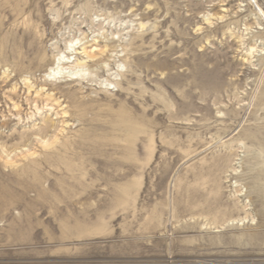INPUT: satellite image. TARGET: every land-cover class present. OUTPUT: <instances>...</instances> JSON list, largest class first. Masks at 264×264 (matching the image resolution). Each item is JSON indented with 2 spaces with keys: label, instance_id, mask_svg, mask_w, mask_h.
Returning <instances> with one entry per match:
<instances>
[{
  "label": "rangeland",
  "instance_id": "374dc122",
  "mask_svg": "<svg viewBox=\"0 0 264 264\" xmlns=\"http://www.w3.org/2000/svg\"><path fill=\"white\" fill-rule=\"evenodd\" d=\"M0 264H264V0H0Z\"/></svg>",
  "mask_w": 264,
  "mask_h": 264
},
{
  "label": "bare ground",
  "instance_id": "6f19581e",
  "mask_svg": "<svg viewBox=\"0 0 264 264\" xmlns=\"http://www.w3.org/2000/svg\"><path fill=\"white\" fill-rule=\"evenodd\" d=\"M253 2H255V1H252V3ZM249 3V2H248ZM256 5V4H255ZM254 5V6H255ZM256 8H257V5H256ZM258 10H259V12H262L259 8H257ZM74 46V45H73ZM253 51V49H251V52ZM71 63H74V61H72V58L71 57H69V56H63V55H60L59 57H58V59L56 60V66L55 67H53V68H51L50 70H49V72L47 73V76L48 77H51V76H53V75H59V74H61V75H74L73 74V72L72 71H68L67 72V69H65V68H63L62 67V65H64V64H71ZM76 64H78V63H76ZM82 66H83V64H82ZM79 67V66H78ZM69 77V76H68ZM48 145V144H47ZM9 154V153H8ZM15 159V158H14Z\"/></svg>",
  "mask_w": 264,
  "mask_h": 264
}]
</instances>
